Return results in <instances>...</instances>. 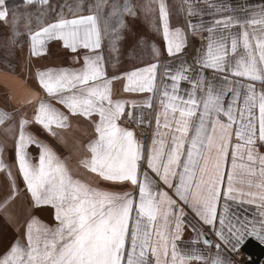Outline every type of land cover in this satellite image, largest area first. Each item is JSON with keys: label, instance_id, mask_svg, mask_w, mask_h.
<instances>
[{"label": "snow or ice", "instance_id": "1", "mask_svg": "<svg viewBox=\"0 0 264 264\" xmlns=\"http://www.w3.org/2000/svg\"><path fill=\"white\" fill-rule=\"evenodd\" d=\"M140 18L163 48L138 41L143 66L109 76ZM0 26L6 46L40 58L59 42L80 64L36 69L31 114L0 110V212L15 222L19 178L55 221L29 214L0 264H235L227 253L264 241V0H0ZM190 37L200 40L191 61ZM71 118L94 130L78 160L88 182L30 130L58 138ZM129 121L151 129L150 144ZM244 205L255 211L232 210Z\"/></svg>", "mask_w": 264, "mask_h": 264}, {"label": "rangeland", "instance_id": "2", "mask_svg": "<svg viewBox=\"0 0 264 264\" xmlns=\"http://www.w3.org/2000/svg\"><path fill=\"white\" fill-rule=\"evenodd\" d=\"M52 2L55 6L62 3L63 0H52ZM172 3L179 4L180 0H172ZM179 23H182V18L173 17V24L177 25ZM5 38L6 29L0 26V70L26 75L28 80L31 79V84L36 88V90L41 91L35 76L37 68H75L80 66L72 63L71 58H73L76 54L71 53L70 50L63 49L59 42H52L49 45L50 51H48L47 55L40 58H33L30 56L26 44L23 46L18 45L16 47L6 46L4 43ZM141 40L155 42L157 46L163 48L161 37L154 32L151 26L143 18L130 20L129 30L126 33L121 46L120 65L115 70L109 66V76H111L114 71L115 74L118 75L121 71L130 70L133 66H143L142 60L138 59L136 56V54L141 51L140 48L136 47L137 42ZM165 56H167L166 52L164 53V57ZM143 59L146 60L147 57H144ZM114 89L120 93L122 83L119 81L114 82ZM122 95L126 98L137 100H143L145 98L144 96L129 97L128 94ZM0 110H7L10 112L13 110H16L17 112L21 111L20 107L13 103L10 92L2 83H0ZM145 115H147L146 111ZM128 126L132 127L137 132L138 138L144 140L146 145L149 142L148 140H151V129L146 132V125L144 126L142 134L141 128L131 121L128 122ZM30 130L37 134L41 139L45 140V142L49 143L57 154L60 155L62 159L67 161L69 167L73 170L74 175L86 182L92 180L91 174L86 173L78 166V160L84 152V146L88 143L89 139L94 136V130L89 121H86L83 118H71V126L66 130H62L60 137L58 138L48 136L47 133H45L39 126H33ZM2 138L3 133L0 132V139ZM12 155L13 154L10 151L8 153V162H11ZM33 155H36L35 149H33ZM6 184V177L4 174L0 173V199L3 198ZM18 185L21 188V194L9 209L10 214L15 218V222L9 221L5 213L0 212V253H3L16 239L22 237V230H18L20 223H22L29 214L35 215L34 213L38 209L31 207L30 197L24 192L22 180L19 178ZM115 190L128 191L131 189L129 186L118 187ZM40 209L45 210L46 213H42V216L40 215V217H37L49 225H51V221L55 224L53 219L54 210L50 207ZM52 210L53 213L51 217L49 214H51ZM36 215L39 214L36 213Z\"/></svg>", "mask_w": 264, "mask_h": 264}, {"label": "crops", "instance_id": "3", "mask_svg": "<svg viewBox=\"0 0 264 264\" xmlns=\"http://www.w3.org/2000/svg\"><path fill=\"white\" fill-rule=\"evenodd\" d=\"M241 3L244 2V0H240ZM252 3H258L259 0H251ZM52 43V42H51ZM50 43V44H51ZM50 47V46H49ZM200 47V40L198 37H190L189 40V47L186 51L185 58L189 61L192 60V58L195 55V50ZM50 51V48L48 49ZM72 63L75 65H80L78 63H74L73 58ZM162 59H167V56H165ZM10 60V59H8ZM67 62V61H64ZM161 72H163V68H161ZM31 80V79H30ZM28 80V77L26 75L17 74L13 72H7L0 70V83L5 85L10 92V95L12 97L13 103H15L17 106L20 107L21 111L27 110L29 114H31V108L30 105L27 103L34 94L39 93L41 91L36 90V88L31 84V81ZM33 80V79H32ZM34 81V80H33ZM21 105V106H20ZM66 111V110H65ZM148 144L151 143V140H148ZM223 203V201H222ZM245 209H247V212H245ZM233 211L237 213H243L247 215H251L255 211L254 205H244L243 207H233ZM193 233L190 228H186L184 233V241L189 242L193 238ZM215 237H213V240ZM240 251V250H239ZM230 258L235 262V264H242L243 259H237L235 257V253H227Z\"/></svg>", "mask_w": 264, "mask_h": 264}, {"label": "water", "instance_id": "4", "mask_svg": "<svg viewBox=\"0 0 264 264\" xmlns=\"http://www.w3.org/2000/svg\"><path fill=\"white\" fill-rule=\"evenodd\" d=\"M240 251L244 254L242 264H264V241L249 237Z\"/></svg>", "mask_w": 264, "mask_h": 264}, {"label": "trees", "instance_id": "5", "mask_svg": "<svg viewBox=\"0 0 264 264\" xmlns=\"http://www.w3.org/2000/svg\"><path fill=\"white\" fill-rule=\"evenodd\" d=\"M19 2H20V0H8V3H9V6H16V5H18L19 4ZM41 209L39 208V209H37L36 211H35V216H39L40 217V215L42 216V213H46V211L45 210H41ZM40 211V212H39ZM36 213H38L39 215H36ZM49 213V212H48ZM52 213H53V210L51 211V214H49V215H51V217H52ZM50 224L51 225H54L53 224V221H51L50 222Z\"/></svg>", "mask_w": 264, "mask_h": 264}, {"label": "built area", "instance_id": "6", "mask_svg": "<svg viewBox=\"0 0 264 264\" xmlns=\"http://www.w3.org/2000/svg\"><path fill=\"white\" fill-rule=\"evenodd\" d=\"M145 130H146V132H148L150 129H148L147 126H145ZM235 257L237 259H244V254L241 251H238L237 253H235Z\"/></svg>", "mask_w": 264, "mask_h": 264}]
</instances>
